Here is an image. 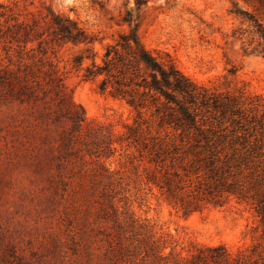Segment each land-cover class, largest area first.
I'll list each match as a JSON object with an SVG mask.
<instances>
[{"label": "rangeland", "instance_id": "obj_1", "mask_svg": "<svg viewBox=\"0 0 264 264\" xmlns=\"http://www.w3.org/2000/svg\"><path fill=\"white\" fill-rule=\"evenodd\" d=\"M0 2H17L28 20L50 7L96 37L92 44L66 41L48 52L87 123L107 126L113 138L111 155L96 162L88 155L83 161L77 159V169L102 165L109 176L87 202L80 201L77 191L89 184L88 176L82 178V184L74 177L66 192L55 174L57 189L51 194L44 187L46 181L43 187L44 182H31V173L12 152L11 116L25 105L0 100V264H160L154 255L146 256L134 247L136 243L123 241L121 247L113 243L116 250L112 249L106 235L111 222L100 218L98 203H106L101 196L104 188L115 195L120 218L127 207L134 218L147 219L156 236L166 239L162 252H172L177 261L200 249L219 246L227 256L217 264H264V220L257 212L258 201L264 203V51L251 50L256 41L248 45L252 37L257 39L248 17L264 27V0H147L139 8L135 0ZM131 30L161 60L168 54L197 86L235 97L245 117H222L203 110L197 117L203 134L192 129L188 135L167 124L160 126L151 111L139 119L124 100L99 89L100 78L83 79V69L91 59L84 58L80 69L74 66V59L94 53L100 61L106 45ZM18 50L12 46L7 52L0 41V68L11 62L14 69ZM135 120L145 121L140 127L149 147L154 141L162 143L160 157L149 154V147L124 140L127 127L137 125ZM161 158H165L164 164ZM211 159L217 166L213 172L206 166ZM175 171L195 184L182 193L188 201H194L189 196L193 188L201 186L202 192L205 182L214 184L209 175L222 176L232 193L224 192L221 203L206 198L185 213L149 180L153 174L159 178L165 172L173 176ZM101 227L107 229L101 231Z\"/></svg>", "mask_w": 264, "mask_h": 264}, {"label": "trees", "instance_id": "obj_2", "mask_svg": "<svg viewBox=\"0 0 264 264\" xmlns=\"http://www.w3.org/2000/svg\"><path fill=\"white\" fill-rule=\"evenodd\" d=\"M135 1L138 8L147 2ZM236 13L242 14L239 11ZM248 20L252 22L257 35V39L252 37L248 45L256 41L251 50L260 48L264 51V27L257 19L248 17ZM123 21L128 22V19ZM95 40L96 37L89 35L76 21L54 13L50 7L46 8L43 15L28 20L20 12L17 2H0V41L7 46V52L12 46L19 49L15 68L10 67L13 64L11 62L0 68V100H14L25 105L19 113L11 116L14 128L12 152L19 164L27 167L31 173V182L36 185L44 182L41 184L43 187L46 181L44 187L51 194L57 189L55 174L59 177L58 182H64L63 190L66 192L74 177H79L77 182L82 184V178L88 176L89 184L77 191L81 194L80 201L85 202L109 176L102 165L77 169V159L83 161L84 156L88 155L96 162L100 157L111 155L113 138L107 126L87 123L48 51L66 41L92 44ZM35 41L36 47H27ZM94 56V53L86 56L82 53L74 59L77 69L81 68L84 58L91 59V63L83 69V79L100 78L99 89L124 100L141 120L144 114L151 111L150 116L156 117L160 126L167 124L190 135L192 129L203 134L202 124L197 119L203 110H213L222 117H245L235 97L197 86L180 72L168 54H164L161 60L147 49L136 30L120 34L113 43L106 45L100 61H96ZM34 59L37 60L34 62ZM26 60L32 63L28 64ZM136 121L137 125L127 127L124 140L146 149L149 145L140 127L145 121ZM148 151L160 157L163 153L162 143L154 141ZM164 161L165 158L160 159L161 164ZM215 163L216 160L211 159L206 165L211 172L217 169ZM215 173L217 175V171ZM168 174L165 172L159 178L153 174L149 180L159 187L166 199L179 203L185 213L191 211L192 205L193 209L198 208L199 203L206 198L221 203L224 192L232 193L231 186L226 185L222 176L215 178V175H209L214 184L205 182L202 192L201 186L197 187L198 190L193 188L189 196H194V201H188L182 193L187 187H195L193 181L178 175L177 171L173 176ZM110 191L104 188L101 196L106 203H98H101L100 218L111 222V230H107L106 235L113 250H116L115 246L121 247L123 241H128V245L136 243L134 247L141 248L146 256L150 254L157 257L160 264H217L225 261L227 253L219 246L200 249L197 254L180 261L175 259L172 252L164 254L161 245L166 243V239L162 235L156 236L154 225L147 219H136L132 212L128 214L127 207L121 211L124 215L120 218L118 206L113 200L115 195H111ZM262 202L258 201L257 212L264 220ZM104 229L107 228H100L101 231ZM113 243L115 246H112Z\"/></svg>", "mask_w": 264, "mask_h": 264}]
</instances>
